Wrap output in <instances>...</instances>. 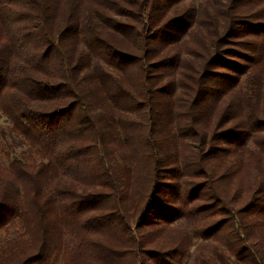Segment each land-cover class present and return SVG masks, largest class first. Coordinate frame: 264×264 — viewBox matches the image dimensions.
<instances>
[{
  "label": "trees",
  "instance_id": "obj_1",
  "mask_svg": "<svg viewBox=\"0 0 264 264\" xmlns=\"http://www.w3.org/2000/svg\"><path fill=\"white\" fill-rule=\"evenodd\" d=\"M197 1L0 0V264H264V0Z\"/></svg>",
  "mask_w": 264,
  "mask_h": 264
},
{
  "label": "rangeland",
  "instance_id": "obj_2",
  "mask_svg": "<svg viewBox=\"0 0 264 264\" xmlns=\"http://www.w3.org/2000/svg\"><path fill=\"white\" fill-rule=\"evenodd\" d=\"M190 1V0H187ZM199 2V0L197 1ZM195 2V4L197 3ZM84 48V46L82 45ZM11 124L10 122L2 115H0V161L4 166H7L8 163L19 155L20 152L25 149L21 146H18L17 139L10 132ZM247 146H251V143L248 142ZM235 189V187H234ZM234 191V190H233ZM235 207L239 205L233 202ZM17 232L14 229H11L8 233H2L0 235L3 240H10L17 236ZM206 241H201L199 239H193V247L190 249L188 256L184 259V264H197L196 258L200 252L209 257H214L215 253L213 250V244H205ZM205 246L200 250L199 247ZM226 261L232 264V260L229 258V255L226 257Z\"/></svg>",
  "mask_w": 264,
  "mask_h": 264
}]
</instances>
